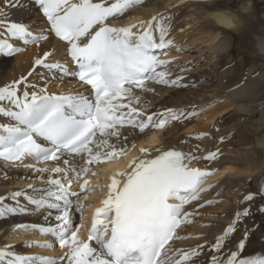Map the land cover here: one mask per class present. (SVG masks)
Returning <instances> with one entry per match:
<instances>
[{"label": "snow or ice", "instance_id": "1", "mask_svg": "<svg viewBox=\"0 0 264 264\" xmlns=\"http://www.w3.org/2000/svg\"><path fill=\"white\" fill-rule=\"evenodd\" d=\"M142 2L0 0V55L15 56L24 50L19 45H39L54 34L65 43L75 69L51 62L53 53L44 51L34 59L28 76L36 72L37 66L49 72L55 70L62 73L55 80L63 83L65 77H73L81 86H89L91 93L70 90L57 94L49 91L47 83L39 86L27 77L0 87V102H7V106L0 105V117L6 118L0 123V160L23 164L30 157L34 163L23 167L31 170L42 185L34 187L29 183L30 191L0 195V220L43 213L42 223H16L11 231L38 230L41 235L54 238L61 249H67L58 260L18 254L13 246L5 245L0 248V264H61L65 258L67 264H185L199 255L196 249L177 252L178 258L170 254L172 242L183 238L178 230L190 223L194 214L186 206L216 186L205 187L216 170L192 166L193 161L201 159L195 154L200 151L198 145L193 151L140 148L139 159H133L126 171L112 174L106 198L94 212L87 239L81 240L78 235L82 224L73 226L72 198L87 199L81 193L97 190L90 179L84 178L91 171L89 166L118 160L129 150V137L122 133L123 129H132L138 137L146 130H163L170 121L189 115L172 108L148 114L144 107L137 106L141 97L136 90L151 91L148 82L187 86L179 84V77L166 79L168 71H157L170 62L161 60L156 50L173 44L165 39L169 32L163 22L165 17L158 13L148 21L114 25ZM13 9L18 14L15 19ZM33 10L46 25L39 33L32 20L24 18ZM154 32L159 33V42ZM207 135L201 133L194 139ZM225 139L220 137V143ZM135 148L133 140L131 149ZM221 155L216 148L202 159L210 164ZM64 157H68L63 159L67 166L64 168L57 166L49 172L35 166ZM76 157L82 160L78 166L70 163ZM45 173H49L47 179ZM69 173L77 181L83 180L80 193L72 191ZM91 175L98 173L92 171ZM239 203L243 207L238 208L211 246L219 254L212 255L211 264H264V254L242 255L253 236L264 246V186L245 194ZM84 207L78 203L74 209L81 220ZM256 214L262 217L260 223L249 224ZM24 247L52 249L53 244L26 242Z\"/></svg>", "mask_w": 264, "mask_h": 264}, {"label": "bare ground", "instance_id": "2", "mask_svg": "<svg viewBox=\"0 0 264 264\" xmlns=\"http://www.w3.org/2000/svg\"><path fill=\"white\" fill-rule=\"evenodd\" d=\"M230 1L213 0L212 3H208L207 0H143L141 4L126 12L119 22H113L117 26H127L129 23L151 20L152 16L158 13L166 18L163 22L168 25L169 32L165 39L172 40L173 44L161 52L160 59L170 63H167L160 71H168L169 74L166 79L171 81L179 77V84L187 86L148 83L151 91L136 90L141 97V104L137 106L144 107L148 114L153 111L160 112L172 108L189 115L188 118L182 117L180 121H170L163 130H146L144 134L138 137L133 134L132 129H123L122 133L129 137L127 142L129 150L116 160V163L89 166L91 171L84 178L90 179V184L95 182L97 185L96 183H98L99 189L96 188L97 190L92 194H86L83 220L80 219L79 214L77 217L78 225H74L75 227L83 225L78 233L81 240L87 239L89 224L95 210L102 206V201L106 198L107 185L110 183L112 174L126 171L133 159H139L140 148L155 149L161 147L167 150L176 147L184 151H193L198 145L200 151L195 154L201 159L193 161L192 166L207 167L209 170L220 168V172L209 179L205 187L215 185L220 180H223L222 186H219L216 191L212 187L209 192L202 194L199 201L186 206L189 212L194 213L190 217L191 222L182 225L181 229L178 230L179 235L183 238L172 242L173 251L170 254L174 258H178L177 252H191L193 249L199 252V255L192 256L185 264H211L212 255H219L211 250V246L215 242V238L221 235L223 229L227 227L238 208L243 207L239 201L245 195L242 191L246 182L253 179L258 186H264V160L259 163L251 157V144L243 140L229 143H220L218 140L217 121L219 118L221 119L231 111L235 114L244 113L253 116L259 109L258 106L256 109L252 105L256 103V100L249 102V99L255 98L253 94L257 91L256 88L260 83L256 80L250 83H242L239 79L234 78V68L224 70L220 63V56L229 50L235 32L226 30L217 22L215 16L220 10H233L228 6ZM254 12L255 0H251L250 12L241 17L243 27L239 29L238 36L245 33L248 27V17L254 15ZM17 15L13 9L12 18H17ZM24 18L25 20H32L36 25V33L46 29V25L41 23L40 16L36 15L34 10ZM154 36L159 42V33L154 32ZM19 46L26 47L25 51L13 58L7 59L0 55V87L20 80L21 77H27L28 81L39 86L47 83L49 91L57 94L70 90L83 92L85 95L91 94L87 86H81L73 77H65L63 83L55 80L54 77L62 75L55 70L49 72L47 69L37 66L36 72H33L32 76H28V73L32 71L34 59L37 55H42L44 51L53 53L49 58L51 62H59L73 70L74 67L69 60L65 43L50 36L48 41H41L39 45L22 46L21 44ZM251 55L253 57L262 56L257 54L256 48ZM20 87L23 88V85ZM0 105L7 106V102H0ZM260 116L261 121L259 123L264 121V107L261 109ZM3 122H6V118L0 117V123ZM201 133L208 135L200 140L194 139ZM133 140L136 144L135 150L131 149ZM182 141H186V143H181ZM113 142H115L114 138ZM259 145L261 146L260 143ZM216 148H219L222 153L220 159L210 164L202 159L209 151H215ZM67 158L64 157L61 161H56L51 165L35 166L47 168L51 172V169L57 166L67 167L63 164V159ZM70 163L78 166L82 160L76 157ZM24 164H31L29 158H26L23 164L19 161L15 163L0 162V195H6L17 190L30 191L28 189L29 183L34 187L42 186L31 170L26 171L24 169ZM92 171L98 173L94 177V179L98 177V180L90 178ZM48 174H44L45 179H47ZM69 177L72 178V191L80 193V184L83 183V180L77 181L73 173H69ZM100 189L104 190L101 191ZM72 199H75V204L80 203V200L77 201L75 197ZM209 201L211 204H215L214 207L213 205L207 206ZM21 202L26 203L23 198H21ZM201 204L205 207H200ZM74 209L73 220L76 216ZM43 215V213H39L32 216L0 220V248L11 245L18 254L59 260L67 252V249H61L57 246L51 236L41 235L38 230L11 231L12 225L16 223H42ZM261 219L262 217L256 214L251 218L252 223L249 222V224H259ZM26 242L33 244L49 242L53 244V248H26L24 247ZM92 243L94 244V242ZM200 245H203V248H200ZM257 254H264V246L253 236L250 245H246V250L242 255ZM206 257H209V260L203 262ZM61 264H67L66 258L61 261Z\"/></svg>", "mask_w": 264, "mask_h": 264}, {"label": "rangeland", "instance_id": "3", "mask_svg": "<svg viewBox=\"0 0 264 264\" xmlns=\"http://www.w3.org/2000/svg\"><path fill=\"white\" fill-rule=\"evenodd\" d=\"M229 3L228 6H230L233 10H238L242 2L241 0H231ZM248 18V27L246 28L245 33L241 36H238V34L235 33L233 34L231 46L226 54L220 56V63L222 64L224 70L229 68L235 69L234 78L236 80L239 79L242 83H250L256 80L260 83V85L256 88L257 91L254 92L255 94H253L255 98L251 100L249 99V102L256 100V103L252 105L255 108L258 106L259 109L253 116H249L244 113L235 114L233 111H231L227 115L221 117V119H218L217 130L219 133V142L220 137L223 136L226 137L224 143L243 140L251 144V157L255 158L254 160L260 163L264 160V121L259 123L261 121V109L264 107V57L258 55L253 57L251 53L254 52L256 48L254 37L264 36V0H255L254 15H250ZM259 143L261 146H258ZM219 170L220 168L216 170V173H219ZM90 178L92 180H98V177L94 179L92 175H90ZM222 181L223 180L218 181L215 184L216 186L213 187V190L216 191L219 186H222ZM96 184L97 185H95V182H92L91 186H96L95 188L99 189L98 183ZM257 187L258 185L254 182V180L249 179L246 182L242 192L247 194L248 192L254 191ZM88 193H81V196H84ZM92 193L93 192H90L89 194ZM80 203L84 204V199H81ZM212 205L214 207L215 204H209L207 206L209 207ZM74 217L75 219L73 220V226H77L78 216ZM250 220L248 223H252V220ZM208 258L209 257H206L207 260L205 259L203 262H207L209 260Z\"/></svg>", "mask_w": 264, "mask_h": 264}, {"label": "clouds", "instance_id": "4", "mask_svg": "<svg viewBox=\"0 0 264 264\" xmlns=\"http://www.w3.org/2000/svg\"><path fill=\"white\" fill-rule=\"evenodd\" d=\"M208 3H212L213 0H207ZM251 10V0H242L238 10L233 11L230 9L220 10L215 19L226 30L235 32L238 34L239 29L243 27V20L241 17L247 15ZM255 47L257 54L264 56V36L254 37Z\"/></svg>", "mask_w": 264, "mask_h": 264}]
</instances>
